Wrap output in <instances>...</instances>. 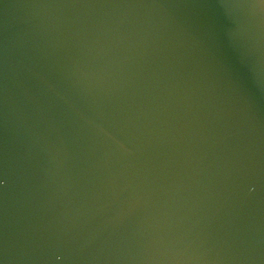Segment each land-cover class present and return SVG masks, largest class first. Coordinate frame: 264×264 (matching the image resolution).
Instances as JSON below:
<instances>
[{
	"label": "water",
	"instance_id": "1",
	"mask_svg": "<svg viewBox=\"0 0 264 264\" xmlns=\"http://www.w3.org/2000/svg\"><path fill=\"white\" fill-rule=\"evenodd\" d=\"M0 264H264V0H0Z\"/></svg>",
	"mask_w": 264,
	"mask_h": 264
}]
</instances>
